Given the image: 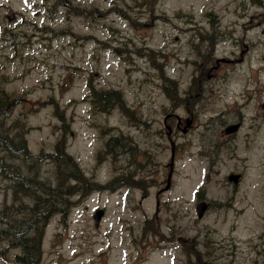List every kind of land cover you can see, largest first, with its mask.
I'll use <instances>...</instances> for the list:
<instances>
[{"label":"rangeland","instance_id":"obj_1","mask_svg":"<svg viewBox=\"0 0 264 264\" xmlns=\"http://www.w3.org/2000/svg\"><path fill=\"white\" fill-rule=\"evenodd\" d=\"M146 1L0 0V103L12 101V109L5 120V126L9 130L2 134L14 139L21 126L28 128V150L34 155H41V158L13 160L19 163L26 175H34L44 185H61L63 197L67 200L68 196L70 201L68 206L77 200L73 194H68V187L74 182V173H79V166L86 173L94 172L97 177L106 174L105 163L100 167L96 166V152L103 148L108 126H120L123 131L131 132V128L125 126V120L115 115L108 116L91 107L87 82L90 80L98 89H120L126 103L136 110V117L143 113L158 114L150 110L158 104L161 114L168 105L164 95L160 93L158 96L151 86L146 84L144 88H140L145 77L144 69L147 67L143 57L135 56V65H131L130 60L121 64L120 56L110 52L108 43L112 41L115 46L130 48L148 46L161 49L168 53L165 58L166 72L186 79L193 65L180 63L171 52L174 46H182V51L189 50L186 47V32L174 27L184 25L187 18L176 17L174 13L182 11L198 17L207 7L217 12L218 8L233 7L235 2L154 0L144 5ZM54 2L59 7L53 15L60 20L57 27H63V34L52 35V30L43 28L42 21H49ZM62 2L72 13L65 12ZM114 4H119L124 11L130 13L131 20L111 8ZM253 11L254 8H250V12ZM162 13L167 16L166 19L159 16ZM150 14L155 16L151 18ZM235 18L233 14L227 16V20ZM24 19H30L39 26H28ZM136 19L148 24L134 28L130 24ZM19 27L27 33L28 28L32 31L28 39L25 32L17 30ZM7 29H12V32L5 31L4 36H1V32ZM69 29L72 32H68ZM248 35L256 40L254 45L250 44V58H245L243 63L226 64L216 70L214 77L207 82L206 96L200 106L199 120L203 123L195 131L203 130L202 136L208 134L215 139L222 135L218 127L219 120L214 117H237L236 103L241 104L248 99L247 94L251 96L249 103L241 107L243 115H246L243 128L227 146L222 147V160L214 167L218 172L212 170L210 178L206 179L211 198H226L230 194L229 189L219 187L223 173L234 166L249 167L252 164L250 142L254 137L264 136V116L258 119L256 115L257 112L264 111L260 110L264 104V22L258 24ZM6 37L19 39L21 43L8 47ZM177 38L179 42L175 43ZM137 65L140 67L137 68ZM207 72L213 74L211 70ZM33 106L40 108L31 109ZM192 136L193 134L189 135ZM60 140L74 164L66 166L65 155L54 152L55 145ZM193 140H196L195 137ZM188 146L186 144L185 150L180 152L177 188L173 192V198H180L175 201L174 206L187 210L189 201L193 199L188 189L203 179L204 167L206 168L204 159L189 154ZM167 154L163 150L161 157ZM0 171L10 170L0 167ZM1 174L0 206L11 201V180ZM255 184V179L246 178L235 193L236 205L242 206V211L228 213L223 221L214 224L219 228L218 235L223 236L226 243H234L237 250L235 264L250 263V240L264 231V221L252 213L255 202L251 190ZM180 185L185 186L181 187L185 190L180 191ZM45 188H42L43 192H51L50 196L56 199L58 190ZM119 193L120 190L112 193L91 192L81 203L71 207L62 220L52 219L45 229L43 261L46 264H174L175 256L177 261L180 260L181 253L168 249L170 242L158 241L159 234L165 235L166 226L158 223L157 235L152 231L142 235L138 211L120 208ZM135 195V191H130L129 203ZM30 199L27 198L28 202L25 199V203L32 205L33 201ZM95 206L106 207V214L97 227H94L91 217ZM212 221L209 217L199 223V237L204 234L202 223ZM188 232L193 235L197 232L194 225L190 224ZM229 237H232L231 241ZM256 240L260 241L258 237ZM0 264L9 263L0 258Z\"/></svg>","mask_w":264,"mask_h":264},{"label":"flooded vegetation","instance_id":"obj_2","mask_svg":"<svg viewBox=\"0 0 264 264\" xmlns=\"http://www.w3.org/2000/svg\"><path fill=\"white\" fill-rule=\"evenodd\" d=\"M153 1L147 0L144 5ZM232 1H235L233 7L218 8L217 12L207 7L198 17L182 11L174 13L176 17L187 18L184 25H174V27L186 32L188 36L186 47L189 50L182 51V46H174L171 52L180 63L193 65L186 79L171 76L166 72L165 58L168 53L161 49L148 46L130 48L115 46L112 41L108 43L110 52L120 56L121 64L125 60H130V64L135 65V56L143 57L147 67L144 69L145 77L140 88H144L146 84L151 86L158 96L160 93L164 95L168 105L164 107L161 114L158 104L150 109L158 114L143 113L140 117H136V110L126 103L120 89L107 87H105L107 89H98L89 80L87 85L91 107L108 116L115 115L125 120V126L130 127L131 132L123 131L120 126H108L103 148L96 152V166L100 167L105 163L106 174L97 177L94 172L86 173L79 166V173H74L76 177L71 185L72 194L77 198L72 205L68 206L70 203L68 196L67 200L63 197L61 185H46L51 191L56 188L58 193L56 199L52 198L44 205L49 209L47 219L44 220L45 225H48L52 219L62 220L71 207L77 206L91 192L112 193L120 190V208L138 211L142 235L145 234L147 224H152L151 230L154 229V235L158 234V223L166 226L165 235L159 234L158 241L170 242L171 246L168 249L181 253L180 260L177 261V256L174 257V264L177 262L179 264H235L237 250L233 246L234 243L233 245L230 242L226 243L225 238L218 235L219 228L214 224L223 221L228 213L242 211V206L236 205L235 193L248 177L256 180L251 190L255 202L252 213L264 221V136L254 137L250 142L252 164L249 167L234 166L223 173L219 187L230 190L226 198H211L208 195L206 181L210 178L212 170L218 172L214 167L222 160V147L227 146L243 128L246 115H243L241 107L249 103L251 96L247 94L248 99L243 100L241 104L236 103L237 117L230 119L214 117L219 120L218 127L222 135L220 138L214 139L208 134L202 136L203 130L195 131L203 123L199 120V112L206 96L207 82L214 77L215 71L223 68L224 65L234 62L243 63L245 58H250L249 47L250 44L254 45L256 40L255 37L250 38L248 34L258 24L264 22V0ZM111 8L131 20L132 15L124 11L119 4H114ZM250 8H254L253 13L250 12ZM229 14H233L236 18L227 20ZM154 16L150 14L151 18ZM159 16L167 18L164 13ZM146 24L148 23H142L136 19L130 25L139 28ZM176 42H179L178 38ZM128 66L129 64L126 65V70ZM139 67L137 65V68ZM149 69L152 71H148ZM208 70H211L213 74H209ZM7 102L9 106L12 101ZM3 110L0 108V112ZM260 110H264V104ZM256 115L258 119H261L264 111L257 112ZM115 129L116 132H114ZM191 134L193 136L189 137ZM193 137L196 140H193ZM186 144L189 145L187 148L191 156H198L206 163L203 179L188 189L189 195L193 197L189 201L188 210L174 206L175 201H179L180 198H173V192L177 188V162ZM163 150L168 153L165 157H161ZM49 179L53 180V178ZM187 180H189L188 177ZM94 186L96 188L93 189ZM181 187L185 188L180 185L178 188L180 191L185 190ZM130 191H135L136 195L129 203ZM98 208L103 209L99 220L101 222L106 214V207H93L91 217L93 219L94 212ZM190 212H193V215H190ZM211 214L213 216H210ZM209 217L213 221L202 223L204 234L199 237V223ZM190 224L196 228L197 232L194 235L188 232ZM233 227L235 225L231 228ZM257 237L260 239L259 242L256 240ZM229 239L231 241L232 237ZM249 247L251 253L249 264H264V231L250 240Z\"/></svg>","mask_w":264,"mask_h":264},{"label":"trees","instance_id":"obj_3","mask_svg":"<svg viewBox=\"0 0 264 264\" xmlns=\"http://www.w3.org/2000/svg\"><path fill=\"white\" fill-rule=\"evenodd\" d=\"M8 42L15 46L20 41L12 42L9 39ZM5 120L6 118L0 115V146H3L0 149V167L10 171H0V174H5L11 180L9 185L11 201L0 206V258L9 264H39L44 220L47 219L46 215L49 212L44 205L52 199L51 192L44 193L42 188L46 185L43 181L36 179L34 175H26L19 163L13 160L23 158L27 161L35 157L40 159L41 155L30 153L24 137L9 139L6 134L3 135L2 131L9 129L5 126ZM56 152L57 155H65L66 166L75 163L71 156L60 149L59 143ZM68 190V194L71 195L72 186H69ZM28 197L33 201L32 205L25 203Z\"/></svg>","mask_w":264,"mask_h":264},{"label":"water","instance_id":"obj_4","mask_svg":"<svg viewBox=\"0 0 264 264\" xmlns=\"http://www.w3.org/2000/svg\"><path fill=\"white\" fill-rule=\"evenodd\" d=\"M99 213H95V217H96V219L99 217Z\"/></svg>","mask_w":264,"mask_h":264},{"label":"bare ground","instance_id":"obj_5","mask_svg":"<svg viewBox=\"0 0 264 264\" xmlns=\"http://www.w3.org/2000/svg\"><path fill=\"white\" fill-rule=\"evenodd\" d=\"M127 151V150H126Z\"/></svg>","mask_w":264,"mask_h":264}]
</instances>
